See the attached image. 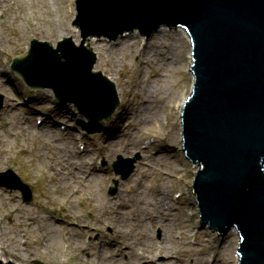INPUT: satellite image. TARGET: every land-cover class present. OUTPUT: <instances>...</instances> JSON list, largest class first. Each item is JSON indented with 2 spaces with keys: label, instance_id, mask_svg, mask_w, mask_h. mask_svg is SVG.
<instances>
[{
  "label": "rangeland",
  "instance_id": "rangeland-1",
  "mask_svg": "<svg viewBox=\"0 0 264 264\" xmlns=\"http://www.w3.org/2000/svg\"><path fill=\"white\" fill-rule=\"evenodd\" d=\"M9 1L10 6H0V173H17L32 186L34 199L25 204L19 191L0 187L1 259L14 264H112L106 259L129 264L128 246L120 240L126 233L139 243L133 247L136 253L155 248V264L171 259L182 264H238L239 233L231 230L223 236L200 221L192 191L197 168L183 152L180 112L173 108L193 85L186 32L160 30L147 39L135 31L115 42L87 39L84 46L97 54L95 71L115 80L123 94L110 120L91 123L73 105L57 102L52 90L30 89L11 69L13 59L26 55L33 39L57 47L69 37L81 45L82 33L72 24L74 0ZM140 96L149 103L148 113L139 109ZM157 100L158 107L153 105ZM27 150L33 152L32 159ZM120 157L136 161L125 181L115 174ZM66 159L89 164L87 171L96 181L74 187L71 202L61 198L59 189L48 190L51 181L58 187L51 170L67 174ZM161 188L171 193L170 209L160 212L173 227L169 239L164 238L168 224L155 229L144 220L157 215L151 212L152 202ZM115 202L117 222L112 218ZM63 234L70 243L63 242ZM60 240L65 253L50 247ZM160 247L167 252H157Z\"/></svg>",
  "mask_w": 264,
  "mask_h": 264
},
{
  "label": "water",
  "instance_id": "water-1",
  "mask_svg": "<svg viewBox=\"0 0 264 264\" xmlns=\"http://www.w3.org/2000/svg\"><path fill=\"white\" fill-rule=\"evenodd\" d=\"M76 5L81 45L71 38L55 49L34 40L13 70L32 89L54 90L58 101L74 104L89 120H108L119 106L116 86L93 71L97 56L84 46L86 40L116 41L135 30L147 37L161 28L185 30L195 83L182 113L184 151L200 167L194 193L202 223L220 234L236 228L240 264H264V0H76ZM133 170V163L118 169L124 179ZM16 180L11 187L30 202L31 190Z\"/></svg>",
  "mask_w": 264,
  "mask_h": 264
},
{
  "label": "bare ground",
  "instance_id": "bare-ground-1",
  "mask_svg": "<svg viewBox=\"0 0 264 264\" xmlns=\"http://www.w3.org/2000/svg\"><path fill=\"white\" fill-rule=\"evenodd\" d=\"M4 5L10 6L11 3L9 0H0V6L3 7ZM6 18L9 19L10 17H6ZM4 23H5V20H3L2 24H4ZM6 29L9 30L10 26L6 27ZM161 30L162 31L167 30V28L161 29ZM178 30L179 29H177V30L174 29V31H178ZM185 35H187V34H185ZM2 36H3V34L0 32V40L2 39ZM113 81L116 82L115 80H113ZM8 82H9V80H8ZM0 88H4L3 83H0ZM143 91H144L143 89H140L139 94L143 95ZM119 93L121 96H123L120 89H119ZM182 98H183V96L181 97V100L179 101V104L177 105V108L179 109L178 112H180V110L182 108L183 101L185 99V98L184 99H182ZM140 100H141V102L139 103V109L141 110V112L146 111V113H148L149 103L146 102V99L144 96L143 97L140 96ZM176 101H177V99H176ZM159 102H160V100H157L156 103L153 105L158 107ZM173 108L175 109V107H173ZM145 119L148 120L147 118H145ZM141 143L142 142L138 143V145H140ZM21 152H24V151H21ZM26 152H27L26 155L30 154L31 159H32L33 152L29 153L28 150ZM23 156H24V154H23ZM39 158H40V156H39ZM47 159L48 158H46V160ZM44 160H45V158H44ZM65 163L67 164V174L66 173L60 174L58 171H56V169L51 170L53 172V175L55 177H57L58 187L56 188V183L54 181H51L50 183L53 185V187H49L48 190L50 192H56L59 189L60 190L59 193H60L61 198L62 199L66 198V199H68L69 202H71V198L75 195L73 193L74 187H78V189H79V186L82 185L83 182H88V185L92 186V184H95L96 181L93 180V178L91 177V174L88 173V171H87L89 164L87 165V163H83V162L78 163V162H75L74 159H66ZM43 166H44V164H43ZM43 180L45 181V178ZM167 180H168V178L163 179V181L165 183L167 182ZM161 191H162L161 195H158V197H155L153 202H152V206H153L152 209L153 210L151 212L156 213L157 215H153L151 218L145 217L144 220L148 219L150 221V224L152 225V227L155 229H156V225H159V224H162V225L166 224L167 225L168 224L169 226L167 227L166 233L164 234V238L166 236L169 239V230L173 231L172 230L173 227L171 224H169V222L165 223V217L160 215V212L165 207H168V210L170 209L169 205H170L171 193H170L168 188H166V189L161 188ZM77 192L79 193V191H77ZM91 198H93V197H91ZM118 212H119L118 211V202H115V205L113 207L112 218L116 222L118 221L117 220L118 217H116L115 215H118ZM72 213H73L72 207H67V214L70 215ZM121 216H123V215H121ZM120 219H121V217H120ZM51 230H52L53 234H56L55 229L53 227H51ZM231 230H233V232L237 231L239 233V231L236 228H232ZM231 230H229V231H231ZM120 240H121L123 246H125V245L128 246V251H129L130 257L132 259L129 262V264H144L145 262L155 264V262H154L156 259L155 248L143 249L142 253H136L135 249H133V247L135 248V246L139 243H136L135 241H132L130 238H128L126 233L121 234ZM65 241L67 243H70L71 239L65 238ZM170 241H171V239H170ZM171 245L173 247H177L176 245H174L173 241H171ZM50 247L52 248V250L56 249L58 251H61L62 253H65V249L62 250V241L61 240H60V243H57V244L53 243ZM156 251L159 253H163V252H167V249L165 247H160V248H157ZM239 256H240V254H239ZM106 260H107V262H110L112 264H119L120 263L119 261H115V260L113 262V259H106ZM103 262H104V264H106L105 261H103ZM182 262L183 261L179 262L177 259H171V260H169L168 264H182ZM145 264H147V263H145Z\"/></svg>",
  "mask_w": 264,
  "mask_h": 264
}]
</instances>
